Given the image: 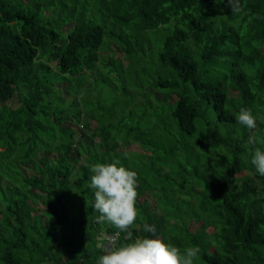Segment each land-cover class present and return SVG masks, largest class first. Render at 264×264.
Wrapping results in <instances>:
<instances>
[{
	"label": "trees",
	"instance_id": "16d2710c",
	"mask_svg": "<svg viewBox=\"0 0 264 264\" xmlns=\"http://www.w3.org/2000/svg\"><path fill=\"white\" fill-rule=\"evenodd\" d=\"M242 5L0 0V264H98L97 236L118 229L95 222L90 166L116 159L138 175L134 238L198 246L194 264H264V176L251 163L264 151V0ZM108 41L126 67L97 64ZM103 89L106 106L81 95ZM241 108L257 118L255 145ZM91 119L87 143L77 126Z\"/></svg>",
	"mask_w": 264,
	"mask_h": 264
},
{
	"label": "clouds",
	"instance_id": "9594fccd",
	"mask_svg": "<svg viewBox=\"0 0 264 264\" xmlns=\"http://www.w3.org/2000/svg\"><path fill=\"white\" fill-rule=\"evenodd\" d=\"M219 4H225L232 9L233 13L242 10V0H214ZM100 55V54H99ZM97 64L103 65L107 59L100 55ZM239 124L249 129L247 144L257 143L253 130L257 126V118L251 109L241 108L236 115ZM129 145V144H128ZM136 151H128L133 153ZM146 153V151L144 152ZM257 172L264 176V151L259 147L254 150L251 160ZM90 184L94 189V210L99 213L96 223H108L118 231L113 235L101 233L97 247L101 249L102 255L98 264H194L198 259L200 248L198 246L181 249L170 243H165L160 238L149 236L133 237L131 227L137 220V198H138V175L121 164L119 159L112 163H95L90 166ZM143 230L151 233L156 232L155 225L144 224ZM121 233H125L126 243H118Z\"/></svg>",
	"mask_w": 264,
	"mask_h": 264
},
{
	"label": "rangeland",
	"instance_id": "374dc122",
	"mask_svg": "<svg viewBox=\"0 0 264 264\" xmlns=\"http://www.w3.org/2000/svg\"><path fill=\"white\" fill-rule=\"evenodd\" d=\"M71 23H69L65 28H64V30L65 31H70L71 30ZM157 41H158V39H150V42H152V43H154L155 44V46H156V44H157ZM144 45H146V46H150L151 44L150 43H148L147 42V40H146V42L144 43ZM148 52L149 53H151L152 52V50H148ZM99 54L103 57V58H105V59H113V60H116V61H118V60H120L121 61V64L123 65V67H126L127 65H128V57H127V55H126V53L125 52H122L121 50H120V48L117 46V44H115V43H113V42H107L106 44H105V46L100 50V52H99ZM95 77H97V78H100L99 76H95ZM95 77H93L94 79H95ZM88 81V83H92V81H93V79H90V80H87ZM61 83H63V84H61V85H58V86H60L61 88V92L62 93H64L65 91H66V89H67V86H68V83H65V82H61ZM127 83V82H126ZM90 86H93V87H95V85L94 84H91V85H88L87 86V89H89L90 88ZM105 89V88H104ZM104 89L101 91V92H99V91H94V90H92V91H90L89 92V90L88 91H86L87 93H85V92H82L81 93V95H86L87 94V101L88 102H91V103H94V102H98V104L99 105H103V106H106V97H108L107 95H108V93L106 94L105 93V91H104ZM8 104H10L11 106H16L17 104H18V100L16 99V97H14L13 99H11V100H9L8 101ZM89 126H87V127H83V126H81V124H79L78 126H77V131H78V133H80L81 131L85 134V136H84V139H85V141L87 142V143H89L90 142V140H92L90 137H89V135H90V133H91V131L95 128V126H96V122H95V120H93V119H91V120H89ZM75 127V126H74ZM111 132H113V133H116L117 135V137H119V138H123L124 136H125V134H126V131H125V129H111ZM135 135V134H134ZM93 140H97V137H95V138H93ZM120 145H122V150H124V151H126V152H128L129 150L130 151H136V152H138V153H142V152H145V149L139 144V143H131V144H129V142H127V141H125V142H123V141H120ZM129 144V145H128ZM247 173H248V171H247ZM150 200H152V197H150ZM201 224V222L200 221H193L192 222V226H191V228H195V227H197V226H199ZM214 229L213 228H210V229H208V231L209 232H211V231H213ZM102 233H104V234H106L105 232H102ZM101 234H99L98 236H97V239H98V237L100 236ZM100 241L98 240V243H99ZM198 260V259H197Z\"/></svg>",
	"mask_w": 264,
	"mask_h": 264
}]
</instances>
